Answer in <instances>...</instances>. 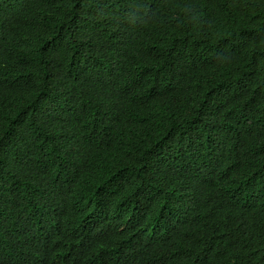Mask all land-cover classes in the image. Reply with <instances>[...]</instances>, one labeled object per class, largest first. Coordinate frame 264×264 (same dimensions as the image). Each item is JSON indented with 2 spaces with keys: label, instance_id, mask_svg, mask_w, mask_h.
Returning a JSON list of instances; mask_svg holds the SVG:
<instances>
[{
  "label": "trees",
  "instance_id": "16d2710c",
  "mask_svg": "<svg viewBox=\"0 0 264 264\" xmlns=\"http://www.w3.org/2000/svg\"><path fill=\"white\" fill-rule=\"evenodd\" d=\"M0 264H264V0H0Z\"/></svg>",
  "mask_w": 264,
  "mask_h": 264
}]
</instances>
